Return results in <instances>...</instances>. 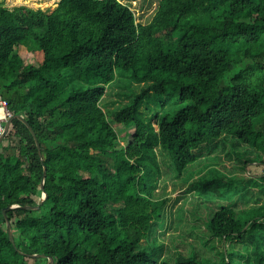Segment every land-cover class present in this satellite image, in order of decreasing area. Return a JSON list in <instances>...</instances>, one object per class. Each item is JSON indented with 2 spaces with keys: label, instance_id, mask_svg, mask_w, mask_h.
<instances>
[{
  "label": "trees",
  "instance_id": "16d2710c",
  "mask_svg": "<svg viewBox=\"0 0 264 264\" xmlns=\"http://www.w3.org/2000/svg\"><path fill=\"white\" fill-rule=\"evenodd\" d=\"M19 45L40 50L41 62H25ZM118 68L144 85L107 113L100 102ZM64 74L87 86H65ZM150 91L162 97L161 111L147 116L139 106ZM174 94L185 103L164 111ZM0 96L41 149L40 157L14 117L0 143V264H29L9 239L2 208L39 201L43 166L40 207L6 211L20 250L52 255V264H212L194 248H138L156 215V185L141 181L147 172L154 184L156 148L178 172L196 158L194 147L225 133L264 151V122L256 130L264 117V0H160L147 22L120 0H58L50 11L0 2ZM115 123L134 125L122 147ZM246 222L221 208L208 228L264 259L261 241L246 240Z\"/></svg>",
  "mask_w": 264,
  "mask_h": 264
},
{
  "label": "rangeland",
  "instance_id": "374dc122",
  "mask_svg": "<svg viewBox=\"0 0 264 264\" xmlns=\"http://www.w3.org/2000/svg\"><path fill=\"white\" fill-rule=\"evenodd\" d=\"M131 6L137 21H149L160 0H120ZM3 5H27L32 8H41L50 11L58 0H0ZM16 50L25 62L37 65L42 60L40 50L31 52L25 46L19 45ZM236 67L228 73L229 76ZM63 83L70 88H85L69 74H64ZM144 84L131 79L130 72L117 69L116 76L111 81L101 99V106L110 113L114 109L126 104L135 92ZM171 90V89H170ZM177 94L171 98L164 111L173 113L185 101L178 100ZM162 97L152 91L141 101L140 109L147 116L161 111ZM264 117L259 119L256 130L259 129ZM118 138L116 147L125 144L127 134L134 125L114 124ZM6 136V135H5ZM4 139L3 141L7 140ZM10 151L18 152L17 137L10 138ZM196 158L190 162L182 172L175 169L172 156L167 151L156 148L158 172L152 176L151 183L148 173L143 174L141 185L151 190L153 206L156 215L150 224L145 237L138 245L148 253L156 254L162 250H184L191 248L201 252V255L210 257L212 264H264V259H254L253 256L242 252V242L234 236L225 238L219 234L209 232L208 220L212 214L221 208H233L234 217L246 219V240L249 238L260 240L264 250V217L251 222V217L260 214L263 208L258 202L264 194V184L261 174L264 170V151H256L248 145L237 142L232 134L225 133L218 138L202 142L192 149ZM150 168L154 169V163ZM44 207L40 213H44ZM14 238L17 233L14 230ZM170 253V252H169ZM174 260V259H170ZM29 264H46L47 257L30 256Z\"/></svg>",
  "mask_w": 264,
  "mask_h": 264
},
{
  "label": "water",
  "instance_id": "95a60500",
  "mask_svg": "<svg viewBox=\"0 0 264 264\" xmlns=\"http://www.w3.org/2000/svg\"><path fill=\"white\" fill-rule=\"evenodd\" d=\"M18 118L20 119L21 121H23L26 126L28 127L29 131L31 132L32 136L34 137V140L36 142V145H37V150H38V153L41 157V149H40V144L38 142V139H37V136H36V133L34 131V129L32 128V126L29 124V122L20 114H13L4 124V128L2 130V132H0V143L1 141L3 140L4 136L7 134L8 130H9V127H10V124H11V120L12 118ZM45 173H46V167L43 166V175H42V179H41V197L39 199V201L36 203V204H33V205H19V204H9L5 207L2 208V213L4 215V218H5V221H6V229H7V232H8V236H9V239L10 241L12 242L13 246L17 249V251L21 254H24V255H27V256H38V257H47V262L46 264H52L54 262V258L52 255H47L46 253L44 252H41V253H29V252H25V251H22L20 250L19 248H17L16 244H15V240H14V237H13V234H12V229H11V223H10V220L7 216V213L6 211L10 208H13V207H17V206H22L24 208H29V209H38L40 207V205L42 204L43 200L45 199L46 197V192L43 188V183H44V176H45Z\"/></svg>",
  "mask_w": 264,
  "mask_h": 264
},
{
  "label": "built area",
  "instance_id": "2783aa9c",
  "mask_svg": "<svg viewBox=\"0 0 264 264\" xmlns=\"http://www.w3.org/2000/svg\"><path fill=\"white\" fill-rule=\"evenodd\" d=\"M13 115L8 107L7 100L0 96V132L4 128L5 122Z\"/></svg>",
  "mask_w": 264,
  "mask_h": 264
},
{
  "label": "bare ground",
  "instance_id": "6f19581e",
  "mask_svg": "<svg viewBox=\"0 0 264 264\" xmlns=\"http://www.w3.org/2000/svg\"><path fill=\"white\" fill-rule=\"evenodd\" d=\"M33 1V0H32ZM50 1H53V0H50ZM2 3V2H1ZM12 111V110H11ZM14 113V112H13ZM19 114V113H18ZM13 119V118H12ZM12 122V121H11ZM39 140V139H38ZM40 143V142H39Z\"/></svg>",
  "mask_w": 264,
  "mask_h": 264
}]
</instances>
